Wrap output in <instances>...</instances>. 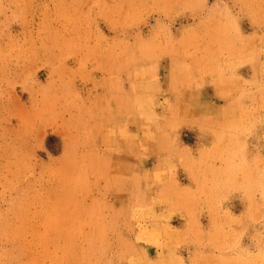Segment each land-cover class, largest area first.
<instances>
[{
  "label": "rangeland",
  "instance_id": "rangeland-1",
  "mask_svg": "<svg viewBox=\"0 0 264 264\" xmlns=\"http://www.w3.org/2000/svg\"><path fill=\"white\" fill-rule=\"evenodd\" d=\"M0 264H264V0H0Z\"/></svg>",
  "mask_w": 264,
  "mask_h": 264
}]
</instances>
